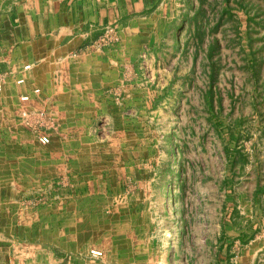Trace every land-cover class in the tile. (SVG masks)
I'll return each mask as SVG.
<instances>
[{
	"label": "crops",
	"instance_id": "0c3cea01",
	"mask_svg": "<svg viewBox=\"0 0 264 264\" xmlns=\"http://www.w3.org/2000/svg\"><path fill=\"white\" fill-rule=\"evenodd\" d=\"M180 20L169 0H7L0 11V77L7 76L0 122L15 139L0 156V264L144 263L153 241L149 224L139 222L146 215L137 191L140 138L148 134L138 114L146 102L141 53L149 46L151 57L169 59L179 48L183 60ZM112 27L114 38L102 43ZM168 67L159 72H174ZM24 94L31 100L22 102ZM21 105L55 121L44 129L51 143L17 122ZM257 214L242 228L222 210L217 252L258 240ZM254 246L245 264H264L256 262L264 240ZM244 252L230 262L243 264Z\"/></svg>",
	"mask_w": 264,
	"mask_h": 264
},
{
	"label": "rangeland",
	"instance_id": "374dc122",
	"mask_svg": "<svg viewBox=\"0 0 264 264\" xmlns=\"http://www.w3.org/2000/svg\"><path fill=\"white\" fill-rule=\"evenodd\" d=\"M6 5L0 0V11ZM169 5L181 19L176 28H185L183 60L176 58L179 48L169 59L151 57L149 46L141 53L140 95L146 102L138 114L148 134L140 138L137 191L146 215L139 222L149 224L145 234L153 241L143 264H216L220 257L232 264V255L240 259L243 248L247 255L264 240V0H169ZM167 12L171 15L170 8ZM167 65L174 72H159ZM6 77H0L2 83ZM24 108L15 111L17 122L38 135L26 126ZM36 116L35 121L43 118V131L55 123L46 114ZM14 139L0 122V156ZM222 210L242 228L257 212L259 239L217 252ZM248 261V255L242 259ZM259 261L264 262V248Z\"/></svg>",
	"mask_w": 264,
	"mask_h": 264
},
{
	"label": "built area",
	"instance_id": "2783aa9c",
	"mask_svg": "<svg viewBox=\"0 0 264 264\" xmlns=\"http://www.w3.org/2000/svg\"><path fill=\"white\" fill-rule=\"evenodd\" d=\"M114 38V28H108L105 32V34L103 35V37L101 38V42L102 43H106L108 41H110V39L112 40ZM146 55V54H145ZM32 67V64H26L25 65V69H30ZM18 83H24L25 82V78L21 77L18 80ZM3 90V83L0 80V91ZM34 93L35 94H39L41 93V89L39 87H35L34 89ZM31 100V95L30 94H24L21 96V101L22 102H28ZM23 119L24 122L26 123V126L30 129L36 130L38 132V139L40 142L47 144L51 142V136L50 134H48V132L43 131L44 128V123L41 121H35L34 120V115H39L36 116L38 119H40V117H42V115H45V113H34L31 110L24 108L23 110ZM91 254L96 256V257H101L103 255V251L99 250V249H92L91 250Z\"/></svg>",
	"mask_w": 264,
	"mask_h": 264
},
{
	"label": "trees",
	"instance_id": "16d2710c",
	"mask_svg": "<svg viewBox=\"0 0 264 264\" xmlns=\"http://www.w3.org/2000/svg\"><path fill=\"white\" fill-rule=\"evenodd\" d=\"M239 154L241 153L239 150H238ZM236 160L238 159L239 160V157H237V155L235 156ZM232 165H233V160H232ZM227 180V179H226ZM246 238V236H244V239Z\"/></svg>",
	"mask_w": 264,
	"mask_h": 264
}]
</instances>
